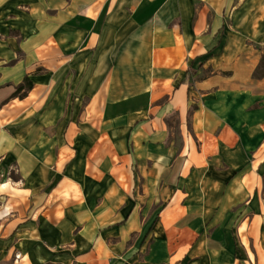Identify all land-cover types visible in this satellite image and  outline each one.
Returning a JSON list of instances; mask_svg holds the SVG:
<instances>
[{
  "label": "crops",
  "instance_id": "obj_1",
  "mask_svg": "<svg viewBox=\"0 0 264 264\" xmlns=\"http://www.w3.org/2000/svg\"><path fill=\"white\" fill-rule=\"evenodd\" d=\"M0 264H264V0H0Z\"/></svg>",
  "mask_w": 264,
  "mask_h": 264
},
{
  "label": "built area",
  "instance_id": "obj_2",
  "mask_svg": "<svg viewBox=\"0 0 264 264\" xmlns=\"http://www.w3.org/2000/svg\"><path fill=\"white\" fill-rule=\"evenodd\" d=\"M19 257H20V256H19L18 254H17V255H15V258H16V259H18Z\"/></svg>",
  "mask_w": 264,
  "mask_h": 264
}]
</instances>
